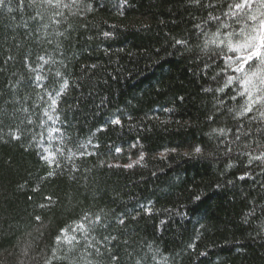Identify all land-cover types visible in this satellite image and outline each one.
Instances as JSON below:
<instances>
[{"label":"trees","instance_id":"obj_1","mask_svg":"<svg viewBox=\"0 0 264 264\" xmlns=\"http://www.w3.org/2000/svg\"><path fill=\"white\" fill-rule=\"evenodd\" d=\"M237 3L0 0V264H264Z\"/></svg>","mask_w":264,"mask_h":264},{"label":"snow or ice","instance_id":"obj_2","mask_svg":"<svg viewBox=\"0 0 264 264\" xmlns=\"http://www.w3.org/2000/svg\"><path fill=\"white\" fill-rule=\"evenodd\" d=\"M261 3L264 4V0H261ZM251 6V0H243V3H237L235 5L236 9H241L243 10L245 8V6ZM250 19L252 20H256L257 17L255 15L251 16ZM105 35H109L108 33H105ZM221 43H223V41H221ZM239 47H245L248 49L247 55L242 57V63L241 66L238 67L236 70L237 71H242L243 70V64L247 63L249 61H252L253 58H256V60L259 61L260 65H264V18L260 19L259 21V28L257 30V34L255 36H251L249 41L246 42L244 45L241 46H237L235 49H232L230 47V50H239ZM256 73H253V75H255ZM228 83H231V78H229ZM221 91H223V89H221ZM53 104L56 103L55 100L52 101ZM114 124H119L120 121L119 120H115L113 121ZM119 151V150H117ZM197 153H199L201 150L200 148H196L195 150ZM143 158V157H141ZM131 165H129L130 167ZM197 199H199V197H197ZM82 227V225H81Z\"/></svg>","mask_w":264,"mask_h":264}]
</instances>
